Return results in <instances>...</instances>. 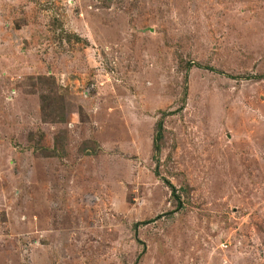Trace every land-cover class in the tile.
<instances>
[{
	"label": "rangeland",
	"instance_id": "374dc122",
	"mask_svg": "<svg viewBox=\"0 0 264 264\" xmlns=\"http://www.w3.org/2000/svg\"><path fill=\"white\" fill-rule=\"evenodd\" d=\"M0 264H264V0H0Z\"/></svg>",
	"mask_w": 264,
	"mask_h": 264
}]
</instances>
